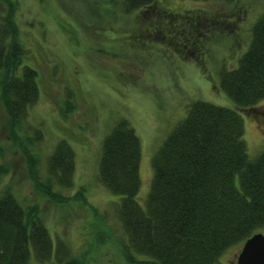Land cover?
<instances>
[{
	"label": "rangeland",
	"instance_id": "rangeland-1",
	"mask_svg": "<svg viewBox=\"0 0 264 264\" xmlns=\"http://www.w3.org/2000/svg\"><path fill=\"white\" fill-rule=\"evenodd\" d=\"M14 2L23 63L37 70L39 95L18 139L0 100V191L9 187L23 206L36 205L52 239L50 257L31 253L28 264H156L130 246L119 195L98 177L103 138L121 117L139 135L141 202L154 151L194 99L236 107L249 155L262 150L264 99L235 105L219 86V71L235 66L247 48L264 0H154L131 10L124 0ZM6 9L0 0V19ZM62 138L74 150V173L71 187L57 188L67 199L57 201L35 188L23 149L44 179ZM241 245L227 247L213 264H235Z\"/></svg>",
	"mask_w": 264,
	"mask_h": 264
},
{
	"label": "trees",
	"instance_id": "trees-1",
	"mask_svg": "<svg viewBox=\"0 0 264 264\" xmlns=\"http://www.w3.org/2000/svg\"><path fill=\"white\" fill-rule=\"evenodd\" d=\"M154 0H124L127 10ZM0 19V100L17 129L39 95L37 70L23 63L24 47L14 19V0H3ZM247 48L235 66L219 71V86L239 107L264 99V10L254 21ZM37 190L64 201L57 188L73 185L75 153L62 138L49 154L46 176L23 149ZM140 137L125 117L102 141L98 177L119 195L118 215L129 244L156 264H213L232 244L264 227V148L250 156L236 107L194 99L152 155L153 175L144 201ZM6 170L5 168H2ZM52 239L36 205L23 206L9 187L0 191V264H28L50 257Z\"/></svg>",
	"mask_w": 264,
	"mask_h": 264
},
{
	"label": "water",
	"instance_id": "water-1",
	"mask_svg": "<svg viewBox=\"0 0 264 264\" xmlns=\"http://www.w3.org/2000/svg\"><path fill=\"white\" fill-rule=\"evenodd\" d=\"M236 264H264V232L256 231L244 239Z\"/></svg>",
	"mask_w": 264,
	"mask_h": 264
}]
</instances>
